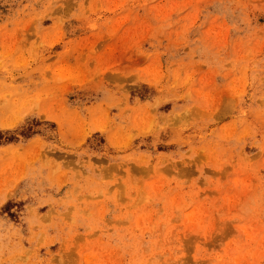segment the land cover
I'll return each instance as SVG.
<instances>
[{
  "label": "rangeland",
  "instance_id": "rangeland-1",
  "mask_svg": "<svg viewBox=\"0 0 264 264\" xmlns=\"http://www.w3.org/2000/svg\"><path fill=\"white\" fill-rule=\"evenodd\" d=\"M0 264H264V0H0Z\"/></svg>",
  "mask_w": 264,
  "mask_h": 264
}]
</instances>
